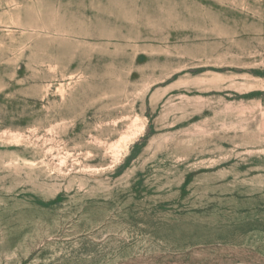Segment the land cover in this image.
<instances>
[{
    "label": "rangeland",
    "instance_id": "374dc122",
    "mask_svg": "<svg viewBox=\"0 0 264 264\" xmlns=\"http://www.w3.org/2000/svg\"><path fill=\"white\" fill-rule=\"evenodd\" d=\"M0 264H264V0H0Z\"/></svg>",
    "mask_w": 264,
    "mask_h": 264
}]
</instances>
